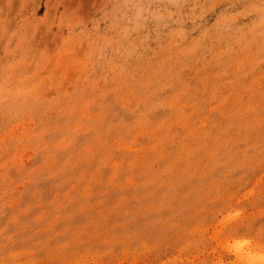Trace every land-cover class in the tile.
Masks as SVG:
<instances>
[{
	"label": "rangeland",
	"instance_id": "374dc122",
	"mask_svg": "<svg viewBox=\"0 0 264 264\" xmlns=\"http://www.w3.org/2000/svg\"><path fill=\"white\" fill-rule=\"evenodd\" d=\"M0 264H264V0H0Z\"/></svg>",
	"mask_w": 264,
	"mask_h": 264
},
{
	"label": "bare ground",
	"instance_id": "6f19581e",
	"mask_svg": "<svg viewBox=\"0 0 264 264\" xmlns=\"http://www.w3.org/2000/svg\"><path fill=\"white\" fill-rule=\"evenodd\" d=\"M239 247H240V246H239ZM240 255H241V254H240ZM240 255H239V256H240Z\"/></svg>",
	"mask_w": 264,
	"mask_h": 264
}]
</instances>
